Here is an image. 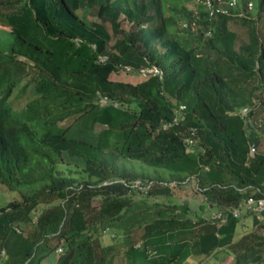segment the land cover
<instances>
[{"label": "trees", "instance_id": "trees-1", "mask_svg": "<svg viewBox=\"0 0 264 264\" xmlns=\"http://www.w3.org/2000/svg\"><path fill=\"white\" fill-rule=\"evenodd\" d=\"M211 5L221 10L195 0H0V189L13 194L0 206V264H41L57 249L55 264H185L225 249L232 264H264V216L237 239L240 219L227 212L264 197V152L248 158L264 144V0ZM234 25L247 34L237 49ZM151 65L161 80H112ZM179 106L184 120L163 129ZM77 125L94 140L72 136ZM136 181L150 184L146 194ZM192 181L201 211L223 212L225 224L153 201Z\"/></svg>", "mask_w": 264, "mask_h": 264}, {"label": "rangeland", "instance_id": "rangeland-1", "mask_svg": "<svg viewBox=\"0 0 264 264\" xmlns=\"http://www.w3.org/2000/svg\"><path fill=\"white\" fill-rule=\"evenodd\" d=\"M195 5L194 3H190L189 7L192 8ZM95 20V18H92ZM262 22V21H261ZM259 22V32L262 38H264V18H263V26ZM236 32L238 34L236 44H235V49L238 48V46L243 45L247 43V34L246 30L244 27L236 26L234 25ZM122 28L127 29L128 28V23L127 22H122ZM115 38V37H114ZM113 40L110 42L112 44ZM31 74L29 75V78H31ZM142 77L138 76L137 74H128L124 72H118V74L114 75L112 77V80L115 81H122V82H127L131 84H136L140 81H142ZM29 79H23V83H25ZM144 80V79H143ZM25 101V97L23 99H20L14 103V107L17 108L20 105H22ZM243 109V108H242ZM240 111V110H239ZM256 120L260 122H264V115L261 116H256ZM70 134L75 137H80L84 138L87 140H94L93 133L91 130H85L81 128L80 126H75L71 131ZM257 138V137H256ZM252 144V143H251ZM254 145V144H253ZM255 149L257 152H264V144L263 141L259 142L258 146H255ZM72 162L71 160H69ZM195 184L194 182L184 183L182 184L181 187L179 188H173L171 194L169 195V198H159V199H154V202H157V204L161 205V208L167 206L168 210L172 207V205H176L178 207H182L185 205L188 210V216L191 218L192 221H195V215L201 216L204 218L205 222H209V217L217 214L218 211L211 210V209H206L202 210L199 208V206H203L204 200L203 197L197 193L195 189ZM1 190V189H0ZM13 198V194L10 192H5L1 190L0 192V206H3L7 201L11 200ZM135 200H139L138 195H134ZM148 206L152 208V211L155 212L158 210V207L156 205H153L151 201H148ZM179 210L177 211V213ZM240 219V227L237 229V239L240 237L244 236L248 232H251L255 230L254 226H251L250 224V214L243 213L239 217ZM212 221V220H210ZM264 232V229L258 230L257 233L261 234ZM113 235L108 233L104 236L103 241L106 244H111L113 241ZM61 253L60 251H56L55 254L52 256H49L47 259H45L41 264H55L56 259H57V254ZM232 254L228 252V250H218L217 252H214L211 256L207 258H201V259H189L185 264H232Z\"/></svg>", "mask_w": 264, "mask_h": 264}, {"label": "built area", "instance_id": "built-area-1", "mask_svg": "<svg viewBox=\"0 0 264 264\" xmlns=\"http://www.w3.org/2000/svg\"><path fill=\"white\" fill-rule=\"evenodd\" d=\"M195 1H196V3L205 2L206 7H207L208 10H211V9H209V7L210 8L211 7L214 8L211 5V0H195ZM214 9L217 12L221 10L219 7H216ZM74 41L77 44H80V43L83 42L79 38L75 39ZM91 47H92V49H95V45H91ZM98 60H99V62L102 63V62H105L107 60V57L104 56V55H99L98 56ZM123 70L126 73H130V72L133 71L129 67H123ZM134 73H136L138 76L142 77L143 79H146V78H149V77H158L161 80L163 78V71L160 70L158 67H156L154 65L147 66V67H141L137 71H135ZM97 98H98L97 99V103L100 106H107L110 103H112L113 107L117 106L116 103L111 102L106 96H99L98 95ZM183 110H184V107L183 106H179L177 108V110L175 111L174 117L171 120L165 122L162 125V128L163 129H168L169 127L177 125L179 122L183 121L184 120ZM246 112H247V109L243 108V109H241L239 111V114L242 117H244L246 115ZM192 132H194V130H192ZM184 142L187 145H189V146L193 145V139L191 137H189V136L184 138ZM255 153H256L255 146L254 145H250L249 146V152H248V158H252ZM149 187H150V184H148L146 186H142L140 184V182H138V181L134 182V184L132 185V188L142 190V192L144 194L147 193ZM227 212H228V214L231 215L232 218H239L241 216V214H243V213H247V214L252 213V214L262 215V214H264V197L255 198L253 196H248L246 199H244L241 202L239 207L229 209V210H227ZM226 218L227 217L224 215V213L219 211V212H217V214H214L213 216L211 214V216L209 217V220L215 221V222H217L218 226H221V225L226 223ZM58 251L61 252L60 249H57V252ZM3 257H4V252L1 251L0 252V260H3L2 259Z\"/></svg>", "mask_w": 264, "mask_h": 264}, {"label": "crops", "instance_id": "crops-1", "mask_svg": "<svg viewBox=\"0 0 264 264\" xmlns=\"http://www.w3.org/2000/svg\"><path fill=\"white\" fill-rule=\"evenodd\" d=\"M263 216H264V214H262V215H257V214H252V213H250V224H251V226H254V221H255V219H261V218H263ZM240 223L241 222H239V225H238V228L241 226L240 225ZM237 228V229H238Z\"/></svg>", "mask_w": 264, "mask_h": 264}]
</instances>
